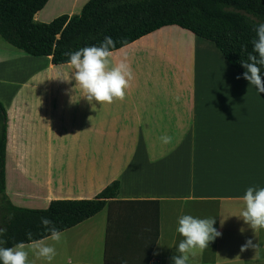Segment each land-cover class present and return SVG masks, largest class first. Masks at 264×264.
<instances>
[{
  "label": "crops",
  "instance_id": "crops-1",
  "mask_svg": "<svg viewBox=\"0 0 264 264\" xmlns=\"http://www.w3.org/2000/svg\"><path fill=\"white\" fill-rule=\"evenodd\" d=\"M87 1L48 0L34 20L77 14ZM163 33L186 36V46L178 52L170 38L150 39L149 49L121 53ZM158 44L165 52H156ZM111 52L113 64L131 65V86L123 101L88 104L70 80L68 63L53 64L51 57L32 56L0 39L9 200L47 207L54 199L94 198L112 181L120 182L109 200L120 203L61 231L52 264H104L110 207L118 210L113 216L125 234L145 238L153 236L157 210L148 264H173L183 239L176 232L182 215L214 218L222 233L202 253L196 250L188 264H264V230L253 234L236 217L247 188H264V93L243 79L213 42L177 25ZM164 136L171 138L168 143ZM247 239L258 248L241 252ZM133 245L127 256L136 250Z\"/></svg>",
  "mask_w": 264,
  "mask_h": 264
},
{
  "label": "trees",
  "instance_id": "trees-1",
  "mask_svg": "<svg viewBox=\"0 0 264 264\" xmlns=\"http://www.w3.org/2000/svg\"><path fill=\"white\" fill-rule=\"evenodd\" d=\"M47 1L0 0V38L32 56L51 57L56 65L67 63L66 52L99 46L105 36L116 42L111 50L114 51L163 26L177 25L213 42L228 63L242 74L246 70L240 60L247 59L256 38L254 29L264 22V0H88L77 14H62L50 22L35 21V13ZM261 71L264 74V68ZM0 110V226L7 229L4 247L28 243L29 231L33 239L49 236L41 225V217H48L63 231L97 214L109 203L121 202L109 201L120 188V182L114 180L90 199H54L45 208L13 204L5 193L6 125L1 103ZM114 211L113 207L109 208L104 264L124 261L148 264L157 239V210L152 216L151 238L133 237L129 231L125 234L118 217L113 216L118 210ZM130 245L136 250L127 256Z\"/></svg>",
  "mask_w": 264,
  "mask_h": 264
},
{
  "label": "clouds",
  "instance_id": "clouds-1",
  "mask_svg": "<svg viewBox=\"0 0 264 264\" xmlns=\"http://www.w3.org/2000/svg\"><path fill=\"white\" fill-rule=\"evenodd\" d=\"M256 38L252 41V51L247 52V59L240 60L241 66L246 70L242 73L243 79L255 86L258 93H264V22L255 27ZM116 42L111 36H105L99 46L92 45L82 47L74 52H66L67 63L72 69L71 79L78 85L82 98L88 104H112L115 101H123L126 91L131 86L134 74L131 65L125 60L113 64L110 61L111 50ZM240 79L241 77H236ZM163 142L168 143L170 137H161ZM242 209L239 219L253 234L264 230V188L248 187L240 198ZM8 219H12L9 213ZM214 218H197L191 215H182L178 218L176 232L183 238L175 248L177 254L171 257L173 264H188L190 256L201 253L208 249L211 242L220 237L222 233L215 227ZM41 225L50 233L45 239H33L32 232H27L28 243L18 242L11 247H4L6 240L3 239L7 229L0 226V262L2 264H35L36 260L45 264H52L57 251L56 245L61 243L63 234L58 230L53 221L48 217H41ZM246 229L241 227V234ZM51 241L52 243H49ZM258 248L257 243L247 239L241 246L240 251ZM30 254L34 257L29 259ZM158 253H154L157 255ZM126 264V261L122 262Z\"/></svg>",
  "mask_w": 264,
  "mask_h": 264
},
{
  "label": "rangeland",
  "instance_id": "rangeland-1",
  "mask_svg": "<svg viewBox=\"0 0 264 264\" xmlns=\"http://www.w3.org/2000/svg\"><path fill=\"white\" fill-rule=\"evenodd\" d=\"M170 38V39H169ZM186 36H184V35H178V34H173L172 36H171V34H168V33H163V34H161V36L160 35H155V36H151V37H148L147 39H144V41H142V42H139V43H137V44H135V45H133V46H130V48L129 49H127V50H124V51H122L121 53H123V54H127V53H131V52H137V53H140V52H142L143 50H145L146 48H148L149 49V47H147L148 45H149V43H151V40L150 39H153V41H160V39H164V40H166V39H169V40H173V41H175L176 43H177V46L175 47L176 49H175V51H180V50H182V48L181 47H185L186 46ZM1 39V38H0ZM192 39V38H191ZM208 45H211L212 47H213V45L212 44H208ZM153 48H155V50H156V52L158 51V50H160V51H162V52H165V50L163 49V46L161 47L159 44L156 46H153ZM169 50H170V48H168ZM171 51V50H170ZM157 53H159V52H157ZM12 203H15V201H13V200H10ZM15 204H17V203H15ZM24 206H26V207H30V208H45V207H42V206H40V205H36V206H33V205H28V204H26V205H24ZM49 243H52L51 241H49ZM29 259H31V260H33L34 259V257L30 254V256H29ZM37 261L38 260H36L35 261V264H37Z\"/></svg>",
  "mask_w": 264,
  "mask_h": 264
}]
</instances>
